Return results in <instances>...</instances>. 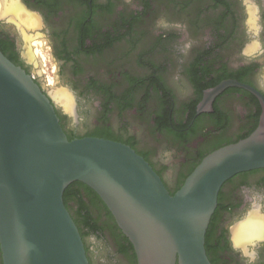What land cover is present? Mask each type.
Returning a JSON list of instances; mask_svg holds the SVG:
<instances>
[{
    "label": "flooded vegetation",
    "instance_id": "1",
    "mask_svg": "<svg viewBox=\"0 0 264 264\" xmlns=\"http://www.w3.org/2000/svg\"><path fill=\"white\" fill-rule=\"evenodd\" d=\"M13 1L35 18L26 33L31 42L44 41L43 61L55 60L60 77H69L74 110L56 107L69 138L131 145L171 193L206 155L258 126L262 101L238 84L200 107L209 89L230 80L264 95V0ZM29 48L11 15L0 11V49L50 93ZM87 190L82 186L89 224L76 198L67 205L90 264H138L107 205ZM251 215L264 221V167L241 171L222 185L206 233L213 264H245L241 252H251L264 234L238 244L233 229ZM257 251V264H264V245Z\"/></svg>",
    "mask_w": 264,
    "mask_h": 264
},
{
    "label": "water",
    "instance_id": "2",
    "mask_svg": "<svg viewBox=\"0 0 264 264\" xmlns=\"http://www.w3.org/2000/svg\"><path fill=\"white\" fill-rule=\"evenodd\" d=\"M229 84L262 101L258 126L206 155L171 193L131 145L96 136L69 138L58 102L0 49V243L4 264H90L64 200L81 181L104 201L132 242L138 264H213L206 233L219 191L233 175L264 167V95L236 80L209 89L200 109Z\"/></svg>",
    "mask_w": 264,
    "mask_h": 264
},
{
    "label": "bare ground",
    "instance_id": "3",
    "mask_svg": "<svg viewBox=\"0 0 264 264\" xmlns=\"http://www.w3.org/2000/svg\"><path fill=\"white\" fill-rule=\"evenodd\" d=\"M0 11L2 15H11V18L18 26V30L22 38L25 40L26 46L31 47L28 50L29 56L38 58L34 60V62L35 64H39L41 62V59L39 60L42 55L41 50L45 47L44 41L37 40L35 42H31V36H28L26 33V29L33 26V24L36 22L35 18H32L26 14L22 10L21 5L14 2L13 0H0ZM50 92L58 104L61 105L67 112H72L74 110L75 100L73 95L67 89L52 87ZM233 232L236 243H247L264 234V221L261 218H258L256 215H251L249 218L235 226Z\"/></svg>",
    "mask_w": 264,
    "mask_h": 264
},
{
    "label": "trees",
    "instance_id": "4",
    "mask_svg": "<svg viewBox=\"0 0 264 264\" xmlns=\"http://www.w3.org/2000/svg\"><path fill=\"white\" fill-rule=\"evenodd\" d=\"M82 186H84L85 188H88L87 191L90 194H93L96 197V199L100 200V196L90 186H88L87 184H85L81 181H74L69 186H67V188L65 189V192H64V200H65V203L67 205V201L70 197L76 198L77 199V205H78V212L81 215V217H83L84 221L87 224H89L93 220V218H92V215L90 213V209H89L87 203L85 202V200L82 197V191H81ZM67 207H68V205H67Z\"/></svg>",
    "mask_w": 264,
    "mask_h": 264
},
{
    "label": "rangeland",
    "instance_id": "5",
    "mask_svg": "<svg viewBox=\"0 0 264 264\" xmlns=\"http://www.w3.org/2000/svg\"><path fill=\"white\" fill-rule=\"evenodd\" d=\"M44 49L41 50V53H42L41 58H40L41 64L39 63L36 65H38L39 67L40 66L42 67L41 69L37 68V70L39 69V72H42V70H43L45 73V79L46 80H44V82H46L45 86L48 87V88L47 87L46 88L48 89L49 92L52 89V87H59V88L63 87L64 89H67L68 88L67 82L69 81V77L67 75L64 76L63 78L60 77L59 65L55 60L51 59V60H46L45 62L42 61V60H44V56H43V50ZM51 81H52V83H51ZM67 90H69V89H67Z\"/></svg>",
    "mask_w": 264,
    "mask_h": 264
},
{
    "label": "clouds",
    "instance_id": "6",
    "mask_svg": "<svg viewBox=\"0 0 264 264\" xmlns=\"http://www.w3.org/2000/svg\"><path fill=\"white\" fill-rule=\"evenodd\" d=\"M260 245H264V236L258 239L255 245L252 246V251L249 253L241 252V255L245 259V264H257V260L259 259V252L257 251V247ZM234 250H237L234 248Z\"/></svg>",
    "mask_w": 264,
    "mask_h": 264
}]
</instances>
